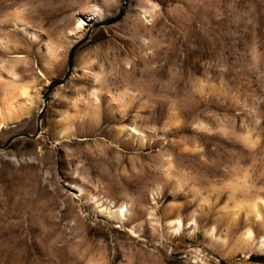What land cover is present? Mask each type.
Returning a JSON list of instances; mask_svg holds the SVG:
<instances>
[{
    "label": "rangeland",
    "instance_id": "1",
    "mask_svg": "<svg viewBox=\"0 0 264 264\" xmlns=\"http://www.w3.org/2000/svg\"><path fill=\"white\" fill-rule=\"evenodd\" d=\"M12 86L0 144L47 98L0 149V264H264V0H0Z\"/></svg>",
    "mask_w": 264,
    "mask_h": 264
},
{
    "label": "bare ground",
    "instance_id": "2",
    "mask_svg": "<svg viewBox=\"0 0 264 264\" xmlns=\"http://www.w3.org/2000/svg\"><path fill=\"white\" fill-rule=\"evenodd\" d=\"M90 9H91V12L88 15H86V17H84L83 20L80 17L77 18V22L79 24H76L72 28V31H74V30L78 31L81 28H83V25L90 24L93 21H99L100 19H102L101 10H100L99 7H97L96 5H93L92 8H90ZM143 12H144V14H146V13H149V10L147 11V10L144 9ZM30 34L35 36V34L33 32H31ZM6 91H8V90L6 89ZM28 91L29 90H26L24 88L13 87L12 90L2 93L1 104H0V126L4 125L5 123L10 122L12 119L14 120V118H16L18 116V114L21 111V109L24 108V106L26 105V104H24L23 100L25 98H27ZM28 99H29V97H28ZM26 101H27V99H26ZM120 111H122V110H120ZM121 114L123 115L124 112L123 113L120 112V115ZM122 115L120 117H124L125 114L123 116ZM129 127H130L129 129L125 130L123 128V130L127 131L128 134L134 140H138L140 143H144L145 139L148 138L147 134H146V131L144 129L145 127L143 128L141 126V124H139L136 121L135 118L131 121ZM123 130H120V131H123ZM66 133L67 132L64 131L63 135L66 136L67 135ZM149 139H147V140L149 141ZM69 188L73 189L74 191H80L81 193L83 192V189L81 187L77 186V184L73 185V186L71 185ZM80 192H79V194H80ZM107 205H108V203H107ZM126 205L120 204V205H117L113 210H108L107 209L108 217L111 218V219L118 220V221L121 220L123 217L125 218L127 212H130V210H129L130 208H128L129 206L127 207ZM240 206H242L245 209L250 210V211L251 210L252 211H256V208L259 209V207H261L264 210V198L259 197V199L257 201H255L253 204L252 203H249V204L245 203V204H242ZM261 208L259 210H261ZM235 213H237V212H235ZM244 213H245L246 217H249L250 215H252L254 217L255 221L261 220L262 215L264 214V212H244ZM181 225H182L181 219L179 217H177L175 220H173V221H171L169 223L168 227L171 228L172 231L178 232V230L180 231V227L182 228ZM251 238H252L251 237V232L248 230L247 233H245L244 236L241 237V239H240V242H239L240 248L243 249L244 246L246 248L247 245L251 244ZM248 249H249V251L250 250H255V251H258V252H263L264 251V237L259 238L256 241V243H254L253 246L251 248L249 247ZM245 251L246 250H244V253H245ZM244 255L246 257L247 255H249V252L246 251V253Z\"/></svg>",
    "mask_w": 264,
    "mask_h": 264
},
{
    "label": "water",
    "instance_id": "3",
    "mask_svg": "<svg viewBox=\"0 0 264 264\" xmlns=\"http://www.w3.org/2000/svg\"><path fill=\"white\" fill-rule=\"evenodd\" d=\"M124 3H125V1H123V4ZM121 13H122V7L119 8L118 13L116 14V16L107 18L104 23H111V22H113L114 20H116V19H118L120 17ZM98 23H99V21H93L89 25L90 26H96ZM88 30H89V28H88ZM70 59H71V52L68 54V68H67V70H66L63 78H65L68 75V73H69V69H70ZM61 82H62V79H50L49 82H48V84H47L48 85L47 87L50 88L51 86L57 85V84H59ZM46 98L47 97H46V94H45L44 97H43L44 103L41 106V108L39 109L38 115H37V118H36V128H35V132L34 133H26V132H23V133L13 134L7 140H5V142H3L2 144H0V149L6 147L7 144L12 139L17 138V137H21V136H23L25 138H34V137H36V134H37V132L39 130V128H38L39 117H40V115L42 114V112L44 110V104L46 102Z\"/></svg>",
    "mask_w": 264,
    "mask_h": 264
}]
</instances>
